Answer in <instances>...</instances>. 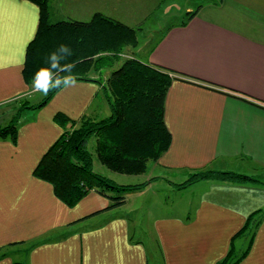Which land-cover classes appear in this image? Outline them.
Instances as JSON below:
<instances>
[{"label":"crops","instance_id":"crops-1","mask_svg":"<svg viewBox=\"0 0 264 264\" xmlns=\"http://www.w3.org/2000/svg\"><path fill=\"white\" fill-rule=\"evenodd\" d=\"M163 1L48 0L53 21L100 12L136 28L128 56L178 74L165 102L172 143L138 175L149 184L127 193L123 206L108 210L111 201L91 191L71 207L35 168L64 132L57 113L69 123L111 114L110 70L91 74L100 82L75 80L38 109L26 107L16 138H0V264H218L253 214L261 219L238 264H264V0H188L186 12H198L184 26L163 18ZM154 10L160 15L149 19ZM39 20L35 2L0 0V124L16 113L12 102L38 91L23 69ZM149 20L153 41L141 34ZM207 168L257 180L175 185ZM149 194L157 203L131 201ZM141 209L144 218L135 213ZM234 241L238 250L249 244L242 235Z\"/></svg>","mask_w":264,"mask_h":264},{"label":"trees","instance_id":"trees-1","mask_svg":"<svg viewBox=\"0 0 264 264\" xmlns=\"http://www.w3.org/2000/svg\"><path fill=\"white\" fill-rule=\"evenodd\" d=\"M31 1L40 8V20L37 33L26 50L23 74L27 83H32L38 69L54 60L63 66L57 76L65 77L71 72L75 80L100 82L101 79H94L91 74L102 76L105 69H111L104 86L111 114L98 120L83 116L82 124L70 132L66 127L71 119L57 113L55 118L65 125L64 132L42 156L34 174L50 182L56 195L68 206H75L89 192L96 191L111 201L108 210L121 207L127 201V193L143 190L149 181L120 184L95 171L94 155L87 142L96 137L97 157L110 170L129 175L145 173L149 165L158 161L171 146L172 134L165 122V102L178 74L134 57L123 58L128 46H137L138 33L136 28L114 17L97 12L88 21H53L48 0ZM197 12H188L180 25H187ZM61 44L69 48L62 50ZM63 85L51 88L38 104L25 108L43 106ZM22 110L18 109L7 124H0V138L8 135L16 138ZM209 179L257 180L230 170L207 168L193 171L187 180L175 185L184 188ZM260 219L258 215H251L235 236L248 237V246L238 250L234 238L229 253L218 264H238L245 257Z\"/></svg>","mask_w":264,"mask_h":264},{"label":"rangeland","instance_id":"rangeland-1","mask_svg":"<svg viewBox=\"0 0 264 264\" xmlns=\"http://www.w3.org/2000/svg\"><path fill=\"white\" fill-rule=\"evenodd\" d=\"M164 1H167V2H164ZM164 1H163L164 5L161 7L163 18L164 17L169 18L170 21H172L171 23L180 22V21H182L183 19L186 18V15L188 14V12H186V5L190 4V2L188 3V0H164ZM193 1H194V4H196V3H199L202 0H193ZM158 11L159 10H154V12H152L149 15L148 18L150 19L152 17L159 16L160 13H157ZM171 23H169V24H171ZM148 26H150V27H148ZM148 26H147L146 29H143V31L141 29L142 36L146 40L149 39V38L152 41L156 40L158 38V32H156L155 26H153V23L151 22V20H149V25ZM138 40H139V35H138ZM136 47L137 46H128L125 49L126 55H124L123 58H131L128 55H130V53H132V51L134 49H136ZM107 70L111 71V69H109V68H107L106 71ZM92 74H94V73H92ZM48 93H49V91H48ZM48 93L44 94L41 91H34V93L31 94V96H26L24 98H21V99H18L16 101L12 102L11 103L12 107H14L13 113L15 112V110H16V112L18 111V109L22 110V108H25L26 105L30 106V105H32V103L35 104V103L39 102L43 98V96L48 95ZM85 116L88 117L87 115H85ZM101 118H103V117H101ZM92 119L98 120L100 118L96 117V118H92ZM69 122H67V127L66 128L70 132H72L74 129L78 128L82 124L81 120L79 122H77V123H69ZM95 146H96V137L93 136L87 142V147L94 155L95 166H96L95 171H98V172H100V173H102L104 175H107L108 177H110L111 179L115 180L117 183H120V184H137V183H142V182L147 181V180H142V178H143L142 176H138V175L135 176V175H129V174H125V173H118V172H114V171L110 170L107 166L102 164L100 162V160L98 159L96 151H95ZM250 177H253V176H250ZM131 201H133V203L136 204V205L141 203V205H144V207H148L149 203H151L153 201L155 203H157V201L154 200V196L151 195V194H149V195H147V196H145L143 198H141V197L139 198L138 196L135 195V196H133L131 198ZM135 213H136V215H139V217L142 216V218H144V214L142 215V213H143L142 209L140 211H136ZM135 213H131V214H135ZM137 221H138L137 223L141 222L139 220H137ZM145 230L146 231L143 230V232H146V233L149 232L148 229H145ZM135 235H136L137 238H142L141 234L139 235L138 233H136ZM242 242L243 241H240L239 247H241Z\"/></svg>","mask_w":264,"mask_h":264},{"label":"clouds","instance_id":"clouds-1","mask_svg":"<svg viewBox=\"0 0 264 264\" xmlns=\"http://www.w3.org/2000/svg\"><path fill=\"white\" fill-rule=\"evenodd\" d=\"M59 48L62 50H66L69 48V46L65 44H61ZM51 55L54 56L55 53H52ZM62 70H63V66L59 65L58 60H54L52 64L46 65V67L38 69L33 77V81H32L33 87L36 90L41 91L44 94H47L51 88L58 87L62 84L74 83L75 76L72 75L71 72L67 73L65 77H59L56 75L57 72ZM54 76L56 77L55 79L53 78Z\"/></svg>","mask_w":264,"mask_h":264}]
</instances>
